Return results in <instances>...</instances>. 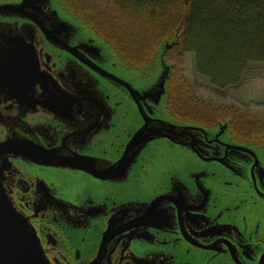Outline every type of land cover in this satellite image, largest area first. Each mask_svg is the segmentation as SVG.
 Masks as SVG:
<instances>
[{
    "label": "flooded vegetation",
    "instance_id": "1",
    "mask_svg": "<svg viewBox=\"0 0 264 264\" xmlns=\"http://www.w3.org/2000/svg\"><path fill=\"white\" fill-rule=\"evenodd\" d=\"M36 46L56 83L24 104L0 92V143L20 146L0 183L52 264H264V131L228 128L240 151L175 129L129 148L144 123L111 71L85 68L96 54Z\"/></svg>",
    "mask_w": 264,
    "mask_h": 264
},
{
    "label": "trees",
    "instance_id": "2",
    "mask_svg": "<svg viewBox=\"0 0 264 264\" xmlns=\"http://www.w3.org/2000/svg\"><path fill=\"white\" fill-rule=\"evenodd\" d=\"M16 1V0H6ZM69 18L87 27L128 72L149 76L165 41L177 45L165 109L187 124L214 128L229 121L231 135L262 130L264 124L232 107L205 104L182 76L184 56L194 57L195 72L207 85L225 91L240 84L252 65L264 64V0H56ZM260 137V136H259Z\"/></svg>",
    "mask_w": 264,
    "mask_h": 264
},
{
    "label": "water",
    "instance_id": "3",
    "mask_svg": "<svg viewBox=\"0 0 264 264\" xmlns=\"http://www.w3.org/2000/svg\"><path fill=\"white\" fill-rule=\"evenodd\" d=\"M73 35L83 43L80 48L68 44ZM40 37L50 44L60 46L70 55L77 49L96 54L93 59L83 62L85 68L103 75L111 71L115 75L113 79L144 123L142 131L136 132L128 143L129 148L140 143L143 137L147 142L166 140L167 137L172 139L175 129L183 132L197 130L212 138L215 143L229 146L231 150H244L228 139V120L218 122L216 130L212 132L194 124L186 123L183 126L165 109L167 84L172 69V64L166 61L165 56L178 44L176 39L162 43L152 74L140 76L119 65L113 53L87 27L60 10L56 0H0V92L18 104L33 100L29 94L34 84L46 91L50 89L46 87L55 82L49 73L40 69L36 46V39ZM54 87L62 92L57 85ZM57 97H61V94ZM24 99L25 102H20ZM47 99H54V94ZM166 128L172 131L168 136ZM19 147V144L12 145L11 142L0 143V158L9 153L18 157ZM1 161L8 164L5 158ZM0 188V264H52L29 219L3 192L1 183Z\"/></svg>",
    "mask_w": 264,
    "mask_h": 264
},
{
    "label": "rangeland",
    "instance_id": "4",
    "mask_svg": "<svg viewBox=\"0 0 264 264\" xmlns=\"http://www.w3.org/2000/svg\"><path fill=\"white\" fill-rule=\"evenodd\" d=\"M182 76L199 101L212 106L232 107L252 120L264 121V64L250 66L240 84L225 91L210 88L196 75L191 54L184 56Z\"/></svg>",
    "mask_w": 264,
    "mask_h": 264
}]
</instances>
